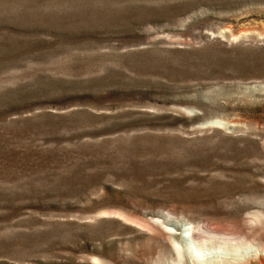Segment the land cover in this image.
Here are the masks:
<instances>
[{"label": "rangeland", "instance_id": "1", "mask_svg": "<svg viewBox=\"0 0 264 264\" xmlns=\"http://www.w3.org/2000/svg\"><path fill=\"white\" fill-rule=\"evenodd\" d=\"M0 264H264V0H0Z\"/></svg>", "mask_w": 264, "mask_h": 264}]
</instances>
